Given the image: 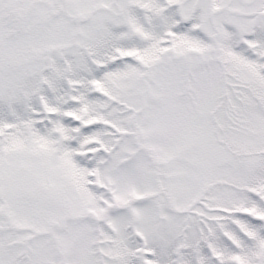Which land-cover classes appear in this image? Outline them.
Listing matches in <instances>:
<instances>
[{
	"label": "snow or ice",
	"instance_id": "6c2138e0",
	"mask_svg": "<svg viewBox=\"0 0 264 264\" xmlns=\"http://www.w3.org/2000/svg\"><path fill=\"white\" fill-rule=\"evenodd\" d=\"M0 264H264V0H0Z\"/></svg>",
	"mask_w": 264,
	"mask_h": 264
}]
</instances>
